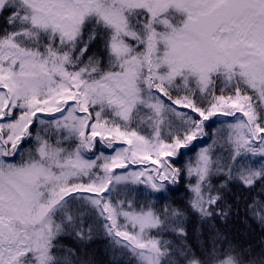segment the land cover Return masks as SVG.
<instances>
[{
  "label": "snow or ice",
  "instance_id": "obj_1",
  "mask_svg": "<svg viewBox=\"0 0 264 264\" xmlns=\"http://www.w3.org/2000/svg\"><path fill=\"white\" fill-rule=\"evenodd\" d=\"M240 201L258 250L218 227ZM98 241L264 264V0H0V264H97Z\"/></svg>",
  "mask_w": 264,
  "mask_h": 264
},
{
  "label": "trees",
  "instance_id": "obj_2",
  "mask_svg": "<svg viewBox=\"0 0 264 264\" xmlns=\"http://www.w3.org/2000/svg\"><path fill=\"white\" fill-rule=\"evenodd\" d=\"M189 195L187 188L181 183L175 186L174 193L171 194V199L177 205L186 203V198ZM238 215L226 225L218 222V227L227 236V238L241 245H251L258 250L260 240L262 239V230L259 225L251 220H247L244 215L243 201H240ZM63 243L67 247H74L75 242L71 238H65ZM105 245L103 241L94 243L89 249L90 255L94 258L97 264H107L108 257L104 251Z\"/></svg>",
  "mask_w": 264,
  "mask_h": 264
}]
</instances>
